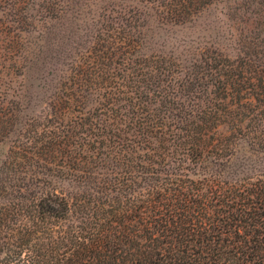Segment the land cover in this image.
I'll return each mask as SVG.
<instances>
[{
    "label": "trees",
    "instance_id": "16d2710c",
    "mask_svg": "<svg viewBox=\"0 0 264 264\" xmlns=\"http://www.w3.org/2000/svg\"><path fill=\"white\" fill-rule=\"evenodd\" d=\"M0 62V264H264V0H6Z\"/></svg>",
    "mask_w": 264,
    "mask_h": 264
},
{
    "label": "rangeland",
    "instance_id": "374dc122",
    "mask_svg": "<svg viewBox=\"0 0 264 264\" xmlns=\"http://www.w3.org/2000/svg\"><path fill=\"white\" fill-rule=\"evenodd\" d=\"M5 2L6 0H0V11L3 9L4 5H5ZM219 11H216V10H213L210 14L209 13H206L204 15V18L203 20H207V21H215L218 19V17H221L220 14H219ZM2 63V62H0ZM7 73H3L2 72V65H0V93L2 92V90L4 89V87L6 86V84L10 83V78L12 79L13 77H7L6 76ZM17 76L16 78H14V80L16 81L17 80ZM5 154H6V149H1L0 148V163L1 161L3 160V158L5 157Z\"/></svg>",
    "mask_w": 264,
    "mask_h": 264
}]
</instances>
